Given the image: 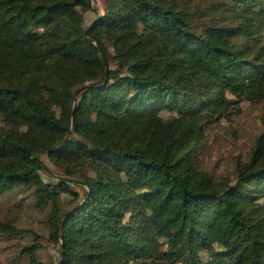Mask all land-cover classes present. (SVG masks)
I'll return each instance as SVG.
<instances>
[{
    "label": "trees",
    "instance_id": "trees-1",
    "mask_svg": "<svg viewBox=\"0 0 264 264\" xmlns=\"http://www.w3.org/2000/svg\"><path fill=\"white\" fill-rule=\"evenodd\" d=\"M243 100L264 0H0V195L31 188L58 251L28 264H264V123L233 178L194 161Z\"/></svg>",
    "mask_w": 264,
    "mask_h": 264
},
{
    "label": "rangeland",
    "instance_id": "rangeland-1",
    "mask_svg": "<svg viewBox=\"0 0 264 264\" xmlns=\"http://www.w3.org/2000/svg\"><path fill=\"white\" fill-rule=\"evenodd\" d=\"M91 4L100 6L102 0H91ZM90 17L92 15H87V20ZM263 123L264 100L260 103L241 101L238 109L229 112L219 122L206 125L205 136L196 147L195 163L214 177L233 178L236 158L248 156L253 137ZM41 158L47 169L53 172L46 156ZM74 182L80 181L74 179ZM47 213L48 207L36 205L29 187H16L0 195V264H28L24 246L32 242L39 245L36 255L40 260H56L57 245L50 235Z\"/></svg>",
    "mask_w": 264,
    "mask_h": 264
},
{
    "label": "water",
    "instance_id": "water-1",
    "mask_svg": "<svg viewBox=\"0 0 264 264\" xmlns=\"http://www.w3.org/2000/svg\"><path fill=\"white\" fill-rule=\"evenodd\" d=\"M91 1V0H90Z\"/></svg>",
    "mask_w": 264,
    "mask_h": 264
}]
</instances>
